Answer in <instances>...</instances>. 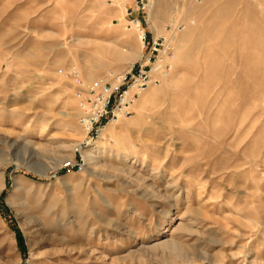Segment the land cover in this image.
Here are the masks:
<instances>
[{
    "label": "rangeland",
    "instance_id": "obj_1",
    "mask_svg": "<svg viewBox=\"0 0 264 264\" xmlns=\"http://www.w3.org/2000/svg\"><path fill=\"white\" fill-rule=\"evenodd\" d=\"M130 4L0 0V264H264V0H150L167 74L80 145L62 71L136 61Z\"/></svg>",
    "mask_w": 264,
    "mask_h": 264
},
{
    "label": "built area",
    "instance_id": "obj_2",
    "mask_svg": "<svg viewBox=\"0 0 264 264\" xmlns=\"http://www.w3.org/2000/svg\"><path fill=\"white\" fill-rule=\"evenodd\" d=\"M149 8L150 0H131L124 9L126 26L138 33L143 48L140 57L126 70L93 80L83 79L74 66L62 71L73 84L77 120L84 133V141L80 145H89L96 140L109 123L131 117L140 95L158 81L159 75L167 74L162 62L171 47L164 38L153 37L145 27L148 25ZM159 63L162 65L158 66ZM84 164L85 160L80 156L63 168L80 171Z\"/></svg>",
    "mask_w": 264,
    "mask_h": 264
},
{
    "label": "bare ground",
    "instance_id": "obj_3",
    "mask_svg": "<svg viewBox=\"0 0 264 264\" xmlns=\"http://www.w3.org/2000/svg\"><path fill=\"white\" fill-rule=\"evenodd\" d=\"M149 10H150V8H149ZM148 24H149V16H148ZM142 44V43H141ZM162 64L160 63V64H158V66H161ZM106 127V126H105ZM94 141H96V140H94ZM92 143V142H91ZM98 146V143H96V145L94 146L95 148ZM93 153H94V149L93 148H91L89 151H87L86 153H85V157L87 158V159H93ZM84 158V157H83ZM84 160H85V163H86V159L84 158ZM199 255H200V260L201 261H205V260H209V261H211V262H215V261H213L212 259H211V256L208 254V253H205V252H201V253H199Z\"/></svg>",
    "mask_w": 264,
    "mask_h": 264
},
{
    "label": "trees",
    "instance_id": "obj_4",
    "mask_svg": "<svg viewBox=\"0 0 264 264\" xmlns=\"http://www.w3.org/2000/svg\"><path fill=\"white\" fill-rule=\"evenodd\" d=\"M20 238V237H19Z\"/></svg>",
    "mask_w": 264,
    "mask_h": 264
}]
</instances>
